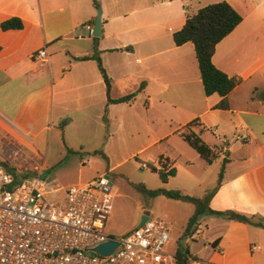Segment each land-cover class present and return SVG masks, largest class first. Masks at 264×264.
I'll return each instance as SVG.
<instances>
[{
  "label": "crops",
  "instance_id": "1",
  "mask_svg": "<svg viewBox=\"0 0 264 264\" xmlns=\"http://www.w3.org/2000/svg\"><path fill=\"white\" fill-rule=\"evenodd\" d=\"M178 1L183 10L171 13L170 33L181 30L189 15L188 5L183 6L188 0ZM225 1L243 18L217 45L212 58L218 70L228 77L242 79L227 97V110L215 108L222 101L217 94L205 96L192 43L159 50L158 36L147 33L151 48L136 60L146 65L132 83H144L140 91L146 103L144 125L153 124L151 119L161 114L176 127L143 148L157 149L154 157L150 156L155 167L159 168L162 156L170 169H176L175 177L163 184L164 190L170 189L171 180L180 172L183 181L178 189L202 198L217 187L220 170L227 160L221 185L209 203L212 211L224 215L200 219L195 234L185 240L190 255L196 259H189L188 264H264V229L233 221L230 214L264 219V16L257 14L258 7L264 9V1L258 6L252 0ZM89 2L0 0V25L11 18H18L23 24L18 31L0 28L2 141L26 155H43L46 168L55 145L61 142L74 151L67 139L70 131L81 132L89 125L98 132L114 126L122 129L125 107L130 105L108 104L96 61L84 59L98 52L111 80V99L133 93L118 95L120 88L126 90V81L133 76L123 67L121 56L129 54L122 50L128 52L135 44L124 42L116 50L108 46L110 38L119 39L121 33L132 30H126L127 23L111 27L102 12V34L95 51L92 31L96 9ZM164 4L172 6L173 0ZM41 50L47 53L44 62L35 59ZM155 99L164 110L162 113L153 112ZM168 108L169 114H164ZM195 120L199 122L192 131L218 153L211 165L176 133ZM63 121L67 122L61 129ZM195 165L204 172L200 177L192 173ZM215 242L217 245L213 246Z\"/></svg>",
  "mask_w": 264,
  "mask_h": 264
},
{
  "label": "rangeland",
  "instance_id": "2",
  "mask_svg": "<svg viewBox=\"0 0 264 264\" xmlns=\"http://www.w3.org/2000/svg\"><path fill=\"white\" fill-rule=\"evenodd\" d=\"M87 1L89 2V0ZM97 1L99 4L98 9L94 7L92 0L91 3L89 2L92 9H96V15L100 11L102 17V12H104L105 18L110 21L111 27L115 28L120 23H127L128 28L126 30H132L121 33L119 39L110 38L108 46L111 50L121 48L118 46L124 42L136 45H132L134 48H129L128 52L123 49V53L129 55L123 54L121 56L127 74L133 76L126 81V90L123 91L120 88L118 95L133 91L136 98H138L125 107L126 116L123 118V128L118 129L114 126L111 130L98 132L94 126L89 125L81 132L70 131L67 139L74 150L73 153L69 154L68 150L70 148L68 149L66 144L60 142V144L55 145L47 161L49 168H46L43 164V155L40 156L35 153L26 155L11 146H6L0 133V159L7 167L14 169L19 176L36 177L45 174V181L56 180L66 187L85 183L103 175L106 176L115 199L113 210L106 223L105 234L114 238H122L137 228L142 216L157 217L168 224L171 242L167 249L170 252H175L177 245L181 243L178 240L179 235L184 232L188 219L194 213V207L187 203L168 199L165 196L152 198L139 193L134 185H144L149 190L164 188L158 174L144 167L148 164L153 165L150 156L154 157L157 149L150 148L144 151L143 148L176 127L167 119L165 121V117H161V114L155 119L154 117L151 119L150 123L153 124L144 125L142 115H144L143 107L146 103L143 101V93H140L144 83L136 82L135 84L138 85H135L132 80L136 78L137 73H141V67L146 65H142V61L138 63L136 60L146 55L147 49L150 47L147 33L158 36L157 45L159 50L174 46L172 39L174 33L168 32V27H170L169 17L171 13L183 10L182 5L178 0H173L172 6L164 4L168 0ZM222 1L225 0H188L184 2L183 6L188 5V16H192L199 9ZM252 1L258 6L264 0ZM257 14L260 17L264 16L263 7H258ZM118 17L120 19H117ZM113 61L114 58L110 61L111 67ZM131 85L137 87H130ZM152 108L154 113L164 111L156 99L152 104ZM169 112L170 109L168 108L164 114H169ZM174 113L175 115L179 114V112ZM209 135L212 134L209 133ZM96 151L102 152L108 157V160L94 155ZM192 173L200 177L204 172L199 166L195 165ZM182 181L183 176L179 172L178 177L171 180L168 191H180L178 188ZM182 243L186 246L185 240Z\"/></svg>",
  "mask_w": 264,
  "mask_h": 264
},
{
  "label": "built area",
  "instance_id": "3",
  "mask_svg": "<svg viewBox=\"0 0 264 264\" xmlns=\"http://www.w3.org/2000/svg\"><path fill=\"white\" fill-rule=\"evenodd\" d=\"M114 199L104 175L66 187L0 165V264H175L160 218L145 215L149 221L122 238L105 234ZM110 241L118 244L112 254L94 252Z\"/></svg>",
  "mask_w": 264,
  "mask_h": 264
},
{
  "label": "trees",
  "instance_id": "4",
  "mask_svg": "<svg viewBox=\"0 0 264 264\" xmlns=\"http://www.w3.org/2000/svg\"><path fill=\"white\" fill-rule=\"evenodd\" d=\"M92 2L94 7L98 9V1L92 0ZM242 21L243 18L241 15L236 12L226 1H222L205 6L199 9L196 14L188 16L182 29L173 34V42L175 46L180 47L187 43H192L194 45L196 60L198 63L205 96L210 97L214 94H217L222 99V101L215 107L216 109H228L227 97L242 83V79L239 77H228L225 73L221 72L213 65L212 58L217 45L224 38L230 35L241 24ZM0 28L2 31H18L23 28V24L20 19L11 18L1 23ZM98 40L99 39L94 38L95 51L98 45ZM127 50L129 51L130 49L128 48ZM84 60L96 61L98 70L106 86L108 104H131L134 102L136 98L135 93H131L118 99H111V80L102 65V61L98 55V52H96L92 57H85ZM66 122L67 121H63L60 124L61 129H63ZM198 122V120H195L182 127L176 133L206 162V164L211 165L217 159L218 153L212 150L200 138L199 135L192 131V127L197 125ZM68 152L69 154L73 153L71 150H68ZM94 155L108 160L107 157L100 151L94 152ZM165 162V159L161 156L158 160L159 168L150 164L145 166L151 172L158 174L162 184L168 183L169 179L175 177L176 175V169H170ZM226 163L227 160L225 159L219 173L217 187L202 198L192 197L183 194L178 190H149L144 185H134L135 189L139 193L146 194L152 198L157 196H165L168 199L187 203L194 207V213L189 218L186 228L180 237L181 243L177 245V250L175 251V264H188L189 259L196 260L195 257L190 255L188 248L183 245L182 241L191 238L193 234H195L200 225V219L207 216L221 217L224 215V213L212 211L209 208V203L221 185ZM3 166L7 167L5 164H3ZM20 177L30 178L35 176L23 175ZM44 177L45 174L40 175V178L43 180L45 179ZM230 214L231 220L233 221L264 229V219L261 217L246 216L237 213ZM216 245L217 242L213 243V246Z\"/></svg>",
  "mask_w": 264,
  "mask_h": 264
},
{
  "label": "water",
  "instance_id": "5",
  "mask_svg": "<svg viewBox=\"0 0 264 264\" xmlns=\"http://www.w3.org/2000/svg\"><path fill=\"white\" fill-rule=\"evenodd\" d=\"M102 34V23H101V12L98 11L95 19V25L92 31V36L94 38H100ZM149 221V217L142 216L140 219V223L138 227H141L144 223ZM118 247V244L116 242L110 241L107 243H104L94 249V252L101 256H109L112 254Z\"/></svg>",
  "mask_w": 264,
  "mask_h": 264
}]
</instances>
